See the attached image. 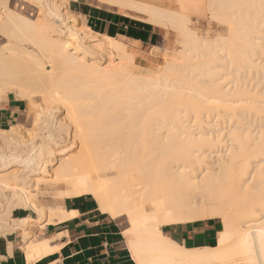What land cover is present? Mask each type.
I'll use <instances>...</instances> for the list:
<instances>
[{
	"label": "bare ground",
	"instance_id": "1",
	"mask_svg": "<svg viewBox=\"0 0 264 264\" xmlns=\"http://www.w3.org/2000/svg\"><path fill=\"white\" fill-rule=\"evenodd\" d=\"M104 1L177 34V52L162 50L166 64L160 75L140 72L135 54L117 39L72 23L64 0H24L39 9L37 19L0 0V36L7 40L0 46V107L9 95L42 97L45 109L60 104L68 119L51 132L43 126L46 116L38 114L29 141L11 128L0 132V172L16 167L0 179V236L24 230L12 209L45 214L30 191L41 171L43 184L67 186L56 196L59 222L78 215L62 202L83 196L92 197L102 214L125 219L129 226L122 234L134 264H264V222L257 219V208H264V171L261 163L251 168L250 160L264 154V133L228 126L214 131L208 125L211 133L200 121L205 110L223 109L232 119L264 111L260 83L250 87L229 78L243 70L249 77L264 73L251 56L258 49L264 55L258 43L264 0H176L177 9L161 0ZM194 11L228 25L227 39H199L190 28ZM191 115L200 118L199 132L186 126ZM71 124V149L50 158ZM214 219L222 221L214 246L190 248L163 232ZM56 245L27 241L26 263L59 252Z\"/></svg>",
	"mask_w": 264,
	"mask_h": 264
},
{
	"label": "crops",
	"instance_id": "2",
	"mask_svg": "<svg viewBox=\"0 0 264 264\" xmlns=\"http://www.w3.org/2000/svg\"><path fill=\"white\" fill-rule=\"evenodd\" d=\"M64 1L70 10L69 20L72 23L101 36L115 38L136 52H144L145 49L153 47L160 37L155 28L140 22L141 19L136 13L123 11L104 0ZM9 3L18 7L24 4V0H10ZM29 6L36 9L32 5ZM26 104L28 102L12 95L8 96L0 107V132L13 126L21 127L18 121L25 111ZM63 206L67 212L78 215L63 222L47 224L43 228L30 227L28 230L37 237L50 240L63 234L52 243L54 246L61 245L59 252L32 264H134L120 226L116 220L102 214L92 198L83 196L65 199ZM29 216L32 217L25 210H17L13 214L15 218ZM169 228L168 235L171 238L187 247L196 248L209 246L217 240L220 223L207 220ZM23 245L25 243L21 230L7 237L0 236V264H27ZM9 246L12 247V255L9 254Z\"/></svg>",
	"mask_w": 264,
	"mask_h": 264
},
{
	"label": "rangeland",
	"instance_id": "3",
	"mask_svg": "<svg viewBox=\"0 0 264 264\" xmlns=\"http://www.w3.org/2000/svg\"><path fill=\"white\" fill-rule=\"evenodd\" d=\"M140 1H142V2H148L149 3V2H152V1L154 2L155 0H140ZM161 3L163 4L164 7H167V8H171V7L175 8L176 7L175 9H177V6H178V4H177L178 2L176 0H172V1L171 0H161ZM9 5H10V7L13 10H15L16 12H18V13H20V14H22V15L30 18V19H37V18L40 17L39 16V9H32L25 2H24V4H21L18 7L15 6V5H12L10 3H9ZM22 7H24V9H22ZM68 10H69V8H68ZM137 16L141 19L140 22H144V24H147V26H152L153 28H155L159 32L160 37H159L158 41L154 44L153 47H150L148 49H145L144 52H136L135 50H131L129 48H128V51L130 53L135 54V63H136V65L138 67V70L140 72H142L144 74H147V75H150L151 73L152 74H155V75H157L159 73L161 74V72H162V70H163V68L165 67V64H166V58L164 57V54H163L162 50L164 49V52L166 51V53L168 52V54L169 53H176L177 52V45H178V37H177V34L175 32H173L172 30H168V29L162 28L160 26L158 27V26H155V25H152V24H149V23L145 22L144 21V18L145 17L142 16V15L137 14ZM210 16H211L210 13H205L204 15L203 14H200V13H197L196 11H194L193 13H191L190 14V18H191L190 28L192 29V31H194V33L196 34V36L199 39L200 38L202 40L207 39V40H209V42H214V40L218 41V39H220V36H222L221 38L227 39V37L229 36V34H228L229 33V29H230L229 26L226 25V24H222V23L218 22L217 20H213ZM142 19H143V21H142ZM262 37H263V39L260 38L262 41L259 39L260 41L258 40V43L261 42L263 44V46H264V36H262ZM207 40H205V41L207 42ZM5 42H7V40H5L3 37L0 36V46L3 45V43H5ZM259 50L260 49H258L255 52H253V54L251 56H254L253 57L254 59L252 58V60H254L255 63L258 60L259 64H258V62H257V64L263 66L264 63H262V62L264 61V59H263L264 58V55L262 54V50H260L261 51V54H260V51ZM257 51H259V52H257ZM254 54H256L257 56L254 55ZM151 58H152V60H151ZM115 60L116 61H119L118 58H115ZM225 60H227V59L225 58ZM227 61H225V62H227ZM159 62H160V64H159ZM228 69L230 70V68H228ZM231 69H232V67H231ZM234 70H235V68H234ZM223 71H224V73H227V69H224ZM243 71H242V74H241V72H238L237 73V72H230L229 71L230 73H232V74H230L231 77H229V78L232 79V77H233V80L234 79L235 80H240L239 81L240 83H241V80H242V83L243 84H245L244 81H248L249 84H250V87H251V85H252V87L257 86V85H255L256 82H257L256 84H259L260 83L258 85V87H257L258 88V91H260V90L261 91L262 90L264 91V78H263L264 77V75H263L264 73L263 74H262V72L259 73L261 76L260 75H257V74H253L254 76L251 75L252 77H249L248 72L245 73L246 70H243ZM156 72H157V74H156ZM233 73H235V74H233ZM244 73H245V76H244ZM234 75H235L236 78L234 77ZM247 76H248V78H247ZM238 77H239V79H238ZM250 79H252V80H250ZM255 80H256V82H254ZM261 88H263V89H261ZM250 89H252V88H250ZM9 96H11V95H9ZM12 96L16 97V95H12ZM16 98L19 99V100H21V101L28 102V104H26L25 111L22 113V115H21V117H20V119L18 121V124H20L21 127L20 126H13V127H11V129H12V131L15 132L16 136L17 135L19 136V135L22 134L24 136V139H26L27 141H29L30 139H32L33 135L35 134V131L38 128V126L36 124V118H37V115L38 114L41 113V115H42V112H43L44 116H46L45 117V120H44L45 122H44L43 126L45 128H47L48 131L51 130V132H52L55 128L57 129V126L59 127L60 124H62V125L63 124H66V122L68 121V119H67V111L64 110V107L62 105H60V104H52V105L49 106V108L47 107L45 109L44 108V104H43V102L41 100L42 97L35 98L33 101L22 100V99H20L18 97H16ZM261 99L263 100L264 98H261ZM124 105H126V104H124ZM205 111H204L203 114H201L202 115V117L200 116L201 119L198 118V116H196V115H194V116H196L195 118H194L193 115H191L192 118L190 116H188V119H187V117H186L185 118L186 126L188 125L189 127H193L192 129H194L195 131L197 130V132L200 131L197 128H199L200 126H203L204 125V127L207 129V131H209L211 133H212L213 130L215 131V128H217V129H224L226 126H228V129L230 127H232V129L235 128V127L236 128L239 127V128H242L244 131L245 130H247V131H255L256 130V132H259L258 129H261V131L259 133H261V132L264 133V131H263L264 130L263 129L264 128V119L262 120V117H264V111L259 113L260 116L259 115H254V114H253L254 116L252 115L254 117V122H253V117L252 116H244V117L243 116H239L240 118L239 117H235L233 119L232 118H228L227 114L225 113V111L223 109H222V111H216V112L213 111V112H210V113L209 112L207 113V111L206 112ZM219 114H220V116H219ZM205 116H206V118H205ZM221 117H222V119H221ZM196 118L197 119H200V121H202V124L203 125H200L199 123H196V122H198V120ZM242 118L243 119L245 118L244 119L245 121H242L241 120ZM240 120H241V122H240ZM203 122L204 123L206 122V123L204 124ZM262 122H263V125H262ZM241 123H244L243 124L244 125V128H243V126H242ZM250 123H253V124H250ZM46 124H47V126H46ZM255 124H256V126H254ZM62 125H60L59 128H61ZM208 125L210 127L211 126L213 127V125H214V129L212 128L213 129L212 130ZM251 126H253V128L250 129ZM62 127H64V125ZM205 128H203V129H205ZM228 129H227V131H226V129L224 131L225 132H228L229 131ZM248 129H250V130H248ZM47 130L44 131L45 136H48V131ZM73 130L75 131V128L72 126V124L69 125L68 129H66L65 132H64V137L66 139L64 138L63 140L60 141L59 148H58V152L52 154V156L50 158H56L59 155H61L62 153H65V152H67V151H69L71 149L70 146L67 144V139H68L67 137H69V139H71L73 137V135H74ZM32 133H34V134H32ZM15 134H13V135L15 136ZM28 135H30V137ZM16 136H15V138H16ZM225 140H224V142H225ZM221 145H224V144H221ZM212 156L214 157L215 155L213 154ZM215 158H216V156H215ZM263 158H264V154H260L259 156H257V158H254V157L251 158L250 159L251 160V163H252L251 164V168H255L257 166L256 164L261 163L259 165L261 166V168L264 171V159ZM262 161H263V163H262ZM207 162H211V160L207 159ZM262 164H263V166H262ZM15 168L16 167H13V168L8 169V170H6L4 172H0V179L3 178V177H5L10 171H12ZM43 170H44V168H43ZM32 179L33 180L30 181V191L32 193H35L36 194L37 206L42 211H44L45 214L44 215H41L39 217L34 212L28 211V213H30V215L32 216V217H30V216L27 217L28 220H23L25 218H15L12 215V218L13 219L19 220L20 223L23 225L24 230H21V231L22 232L23 231H27L28 232V236L30 238L29 239H26V240L24 238L25 235H24V232H23V241H24L25 245L27 244V241H30L31 242L34 239H36V240L46 239V238L37 237L34 233H30L28 231L30 229V227L39 226V227L43 228L47 224H55L56 222H59L58 214L56 212L58 211L57 210V206L61 202L56 198V196H58L60 190H66L67 189V186H64V185H62V186L59 185L58 186V185H46V184H43L44 176H43V174H42L41 171L38 172V173H36L32 177ZM8 197H9V194L6 196V199H8ZM88 197H90V196H88ZM90 198H92V197H90ZM62 206H63V202H62ZM263 209L261 210V208L260 209H259V207L257 208L258 214H259V215H257V219L258 218L259 219H262L260 222H264V212H263ZM12 211H13V214H14V212L17 211V210L12 209ZM259 212H261V213H259ZM214 220H217V219H214ZM219 220L220 221H218V222L220 223V229H222V221H221V219H219ZM116 222L120 226V228H121L122 231L129 226V224L127 223V221L125 219L116 220ZM169 231H170V228L169 227H164L163 228V232L164 233H167L168 234ZM57 236L55 237L56 239L54 238L53 240H50V239L47 238L46 240H48L49 242L53 243L55 240H57ZM31 237H34V238L31 239ZM25 245L22 246V249H23V247Z\"/></svg>",
	"mask_w": 264,
	"mask_h": 264
},
{
	"label": "trees",
	"instance_id": "4",
	"mask_svg": "<svg viewBox=\"0 0 264 264\" xmlns=\"http://www.w3.org/2000/svg\"><path fill=\"white\" fill-rule=\"evenodd\" d=\"M216 221H220L219 219H217ZM221 230V229H220ZM219 230V231H220ZM165 232V231H164ZM166 236H169L167 233H164ZM173 239V238H172ZM175 240V239H174ZM176 241V240H175ZM215 243H216V241L213 243V244H211V245H209V246H214L215 245ZM197 247H199V246H197Z\"/></svg>",
	"mask_w": 264,
	"mask_h": 264
}]
</instances>
